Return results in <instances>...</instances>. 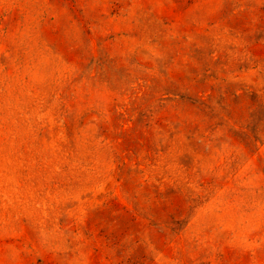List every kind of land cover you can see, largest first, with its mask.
<instances>
[{
	"label": "rangeland",
	"instance_id": "374dc122",
	"mask_svg": "<svg viewBox=\"0 0 264 264\" xmlns=\"http://www.w3.org/2000/svg\"><path fill=\"white\" fill-rule=\"evenodd\" d=\"M0 264H264V0H0Z\"/></svg>",
	"mask_w": 264,
	"mask_h": 264
}]
</instances>
